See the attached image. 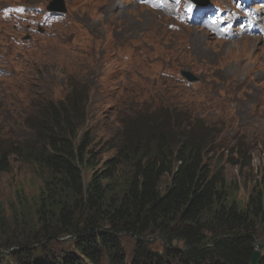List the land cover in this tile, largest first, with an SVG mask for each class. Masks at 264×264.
I'll return each mask as SVG.
<instances>
[{
  "label": "rangeland",
  "instance_id": "374dc122",
  "mask_svg": "<svg viewBox=\"0 0 264 264\" xmlns=\"http://www.w3.org/2000/svg\"><path fill=\"white\" fill-rule=\"evenodd\" d=\"M170 1L177 6L173 21L154 13L145 0H117L110 10L106 9L109 0H63L65 11L54 21L43 11L58 6V0H0V7L27 6V12L6 8V13L17 14L8 25L0 10V144L15 146L37 138L25 125L27 117L36 120L40 115L32 101L36 91L46 101L66 102L64 109L71 113V100L79 95L74 87L86 84L88 128L93 135L89 148L94 154L81 166L85 188L113 154L111 146L122 135V121L132 110H168L171 116L172 108L186 109L199 123L209 125L213 146L206 159L211 160L212 170L223 169L227 204L248 210L258 233L253 249L263 256L264 214L255 217L248 205L264 174V61L259 59L264 58L260 55L264 50L259 41L246 47L245 37L235 38L236 44L225 43L207 36L201 27L221 21L226 29L230 15L253 9L264 13V3L246 0L242 6L209 0L201 8L186 0L189 15L198 19L195 26L185 0ZM170 1L164 2L175 16ZM216 4L225 10L213 12ZM180 71L198 80L188 83ZM9 160V170L0 173V264H62L68 258L78 262L75 236L61 235L65 230L59 217L66 208L73 218L83 220L89 209L85 189L80 194L64 174L19 156L11 155ZM122 191L121 176L108 180L104 204ZM46 229L53 236L48 244ZM146 234L149 250L161 254L157 231ZM119 237L131 264L136 241L125 233ZM26 247L24 253L30 256L17 254Z\"/></svg>",
  "mask_w": 264,
  "mask_h": 264
},
{
  "label": "trees",
  "instance_id": "16d2710c",
  "mask_svg": "<svg viewBox=\"0 0 264 264\" xmlns=\"http://www.w3.org/2000/svg\"><path fill=\"white\" fill-rule=\"evenodd\" d=\"M74 88L79 95L71 100V113L64 109L66 102L46 101L36 91L32 101L40 115L36 120L27 117L25 125L37 138L15 146L0 144V173L9 170V158L15 155L64 174L80 194L85 189L89 209L83 220L73 218L66 208L60 210L65 230L61 235L75 236L81 258L78 262L68 258L62 264H127L121 233L136 241L131 264H250L257 226L248 210L226 202L223 169L212 170L211 160L206 159L213 146L209 125L178 107L172 108L171 116L168 110H132L122 121V135L111 146L114 151L103 162V170L83 188L81 166L93 157L89 148L93 135L88 128V86L81 83ZM115 176L122 177L123 191L105 205L108 180ZM249 207L255 217L264 214V174ZM150 229L159 234L161 254L147 247L144 238ZM46 230L48 244L53 236ZM21 250L17 254L30 256L24 253L27 247ZM259 264H264V255Z\"/></svg>",
  "mask_w": 264,
  "mask_h": 264
},
{
  "label": "bare ground",
  "instance_id": "6f19581e",
  "mask_svg": "<svg viewBox=\"0 0 264 264\" xmlns=\"http://www.w3.org/2000/svg\"><path fill=\"white\" fill-rule=\"evenodd\" d=\"M117 0H109L108 6L106 9L110 10V7L116 3ZM261 3H264V0H261ZM219 5V4H216ZM247 4H243L242 6H246ZM156 14L160 15V17L165 16L167 20L174 19L171 14H168V10L166 7L160 3L154 4ZM119 12H122L119 10ZM150 19L146 18V21ZM7 25L9 23V19L7 18ZM228 22L230 25L226 29H222L221 25L223 22H211L208 21L209 25L205 27H201V30L204 31L207 36L216 37L221 40H225V43L228 44H236L237 40H234L238 36L242 38V42L246 47H250L255 43L261 42L262 44L259 46L260 50H264V13H261L259 9H253L251 11L245 12L242 15H230L228 17ZM172 24V22H171ZM173 26V24H172ZM193 27H190V29ZM198 29V27H196ZM182 31V29H180ZM235 41V42H232ZM259 44V43H258ZM198 46L201 43L197 44ZM263 47V48H262ZM264 55V52L260 54ZM261 63L264 61V58H259ZM181 74V71H180ZM182 75V74H181ZM183 76V75H182ZM184 77V76H183ZM185 78V77H184ZM186 79V78H185ZM188 82V80L186 79Z\"/></svg>",
  "mask_w": 264,
  "mask_h": 264
},
{
  "label": "water",
  "instance_id": "95a60500",
  "mask_svg": "<svg viewBox=\"0 0 264 264\" xmlns=\"http://www.w3.org/2000/svg\"><path fill=\"white\" fill-rule=\"evenodd\" d=\"M196 2H198V4H207L208 0H205L204 2H201L199 0H195ZM54 9V8H53ZM57 10H61L63 11V8H57ZM181 74L189 81H193L196 80V78L189 72L187 71H181ZM259 242V241H257ZM261 245H258V248H260ZM262 255L261 252L259 250H253L252 254H251V260H250V264H259L260 259H261Z\"/></svg>",
  "mask_w": 264,
  "mask_h": 264
}]
</instances>
